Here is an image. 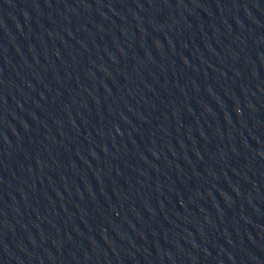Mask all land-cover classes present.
Wrapping results in <instances>:
<instances>
[{
    "label": "water",
    "instance_id": "water-1",
    "mask_svg": "<svg viewBox=\"0 0 264 264\" xmlns=\"http://www.w3.org/2000/svg\"><path fill=\"white\" fill-rule=\"evenodd\" d=\"M0 264H264V0H0Z\"/></svg>",
    "mask_w": 264,
    "mask_h": 264
}]
</instances>
